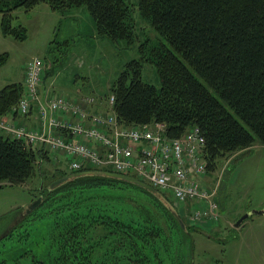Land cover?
<instances>
[{
	"label": "trees",
	"instance_id": "obj_1",
	"mask_svg": "<svg viewBox=\"0 0 264 264\" xmlns=\"http://www.w3.org/2000/svg\"><path fill=\"white\" fill-rule=\"evenodd\" d=\"M39 4L54 11L84 5L97 35L114 44L132 36L126 0H0L2 35L22 41L24 28L11 26L7 14ZM137 6L164 41L151 50L160 88L141 79V62L130 60L109 88L119 124L160 123L172 139L198 129L208 172L228 152L264 145V0H137ZM23 95V82L0 89V119L17 115L12 109ZM50 162L43 147L0 131V184L37 175L35 198L42 197L0 238L24 229L14 249L0 250V264H193L195 230L185 217L186 232L147 190L111 177L80 176L49 190L69 174L43 170ZM98 170L113 172H77ZM32 233L37 237L27 241Z\"/></svg>",
	"mask_w": 264,
	"mask_h": 264
},
{
	"label": "rangeland",
	"instance_id": "obj_2",
	"mask_svg": "<svg viewBox=\"0 0 264 264\" xmlns=\"http://www.w3.org/2000/svg\"><path fill=\"white\" fill-rule=\"evenodd\" d=\"M126 3L132 36L117 44L96 34L95 23L84 5L54 11L39 4L27 11L17 8L8 13L10 25L23 27L25 37L15 40L3 36L0 30V89L22 83L25 62L37 58L43 63L41 81L49 85L52 96H92L105 106L109 88L130 60L141 62V79L159 90L160 78L151 50L154 45H164V41L150 20L140 15L137 0ZM48 156L52 162L44 164L43 170L49 172L56 167L67 172L66 158L50 152ZM217 159L206 184L215 189L219 221L211 224L185 219L195 230L190 234L194 244L192 263L264 264V215H251L239 227L233 226L242 214L264 209V145L254 141L248 149L228 152ZM39 182L34 175L22 184H0V238L21 222V212L38 194ZM46 182L44 179L43 184ZM177 210L179 216H186L184 209ZM20 229L0 243L1 251L14 249L19 232L24 231ZM36 237L32 233L27 241Z\"/></svg>",
	"mask_w": 264,
	"mask_h": 264
},
{
	"label": "built area",
	"instance_id": "obj_3",
	"mask_svg": "<svg viewBox=\"0 0 264 264\" xmlns=\"http://www.w3.org/2000/svg\"><path fill=\"white\" fill-rule=\"evenodd\" d=\"M43 71L40 59L25 62L24 95L12 109L21 116L33 111L38 127L30 129L0 120V131L28 147H43L62 155L69 173L111 169L171 197L185 210L188 221H219L215 189L206 184L204 138L198 129L172 139L165 136V125L160 123L124 127L113 112V95L105 106L92 96L48 97L39 90Z\"/></svg>",
	"mask_w": 264,
	"mask_h": 264
},
{
	"label": "water",
	"instance_id": "obj_4",
	"mask_svg": "<svg viewBox=\"0 0 264 264\" xmlns=\"http://www.w3.org/2000/svg\"><path fill=\"white\" fill-rule=\"evenodd\" d=\"M86 175H97V176H103V177H107V178H114L120 181H125L128 182L132 185H136L139 186L140 188L144 189L145 191L147 190L150 194H152L154 197H156L158 200H160L163 205L168 209V211L170 212V214H172L173 218L176 219L180 229L182 231L186 232V224L184 222L183 219L180 218L177 209L174 208L172 206V204H170L166 198L164 196H162V194L157 191L155 188H153L152 186L148 185L147 183H143L140 180L136 179L135 177H130L127 175H120L114 172H105V171H86V172H76V173H70L67 174L64 177H61L55 181H53L52 183L49 184L48 189L52 190L58 186H60L61 184L65 183L66 181L72 179V178H77L80 176H86ZM42 202V197H37L35 198L25 209H23L22 213L23 214H29L30 212H32L33 210H35ZM264 215V209L263 210H254V211H248L244 214H242V216H240V218L234 222L233 226L234 227H239L242 222L249 218L251 215Z\"/></svg>",
	"mask_w": 264,
	"mask_h": 264
},
{
	"label": "crops",
	"instance_id": "obj_5",
	"mask_svg": "<svg viewBox=\"0 0 264 264\" xmlns=\"http://www.w3.org/2000/svg\"><path fill=\"white\" fill-rule=\"evenodd\" d=\"M22 82H23V80H22ZM39 90H40L41 94H47L49 97L52 96V95H50L52 90L50 89L49 85L45 84V81H44V83L42 81ZM3 120L7 121L8 123H13V124H16L18 126H25L27 128H30V129L38 127V123H37V120L35 118L34 112H31L26 116L10 115V116H7L6 118H3Z\"/></svg>",
	"mask_w": 264,
	"mask_h": 264
}]
</instances>
